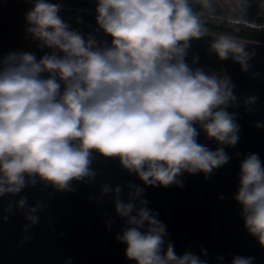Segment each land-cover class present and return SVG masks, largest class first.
<instances>
[{
  "label": "clouds",
  "instance_id": "obj_1",
  "mask_svg": "<svg viewBox=\"0 0 264 264\" xmlns=\"http://www.w3.org/2000/svg\"><path fill=\"white\" fill-rule=\"evenodd\" d=\"M216 3L96 0V24L111 37L109 45L72 29L59 15L61 4L32 0L26 32L37 48L50 51L39 59L21 52L0 60V197L18 194L37 180L58 191H71L73 181L90 183L97 175L91 167L94 153L118 159L153 187H183L182 173L207 178L227 164L224 147H234L240 131L236 113L228 111L237 105L235 86L223 72L193 68L186 60L191 41L209 36L206 19ZM246 5L247 0H235L231 11L243 15ZM259 7L264 10V2ZM245 45L220 34L209 51L221 61L231 57L247 71L254 53ZM197 63L194 56L192 64ZM255 101L248 97L244 104ZM199 131L221 147L210 150L198 143ZM129 189L125 200L121 186H101V196H115V212L125 221L116 239L126 245L127 259L207 264L190 251L177 255L166 243V226L141 199L143 189ZM234 198L245 228L264 247V166L258 154L241 161ZM16 206L26 209L27 231L38 222L41 205L28 207L21 198ZM231 264H252V258L235 256Z\"/></svg>",
  "mask_w": 264,
  "mask_h": 264
},
{
  "label": "water",
  "instance_id": "obj_2",
  "mask_svg": "<svg viewBox=\"0 0 264 264\" xmlns=\"http://www.w3.org/2000/svg\"><path fill=\"white\" fill-rule=\"evenodd\" d=\"M31 8L32 0H0V60L9 53L21 52L33 53L39 59L50 51L37 48V42L26 32L25 17ZM59 15L72 29L110 45L111 37L99 30L92 16L65 8ZM215 37L209 34L191 41L186 60L193 68L223 72L235 86L237 105L228 111L236 113L240 131L237 144L224 147L229 162L207 178L204 173H182L179 180L183 187H153L125 170L118 159L94 153L91 167L97 175L90 183L73 181L71 191H58L37 180L18 194L0 197V264H136L126 258V245L116 239L126 225L115 212V196H101L104 184L113 189L121 186V198L125 200L129 185L141 187V199L148 201L147 207L166 226V243L173 244L177 255L190 251L207 264H231L235 256L251 257L252 264H264V247L245 228L241 205L234 198L241 161L254 153L264 166V126L256 127L257 123L264 125V44L241 40L246 43V51L254 53L248 70L243 71L231 57L221 61L209 51ZM194 56L198 57L197 64H192ZM248 97H256V101L246 107ZM197 141L210 150L221 147L203 131H199ZM21 198H26L28 207L41 205L35 213L38 222L27 231L26 209L16 206ZM9 208L11 211H7ZM202 250L207 254L201 255Z\"/></svg>",
  "mask_w": 264,
  "mask_h": 264
},
{
  "label": "flooded vegetation",
  "instance_id": "obj_3",
  "mask_svg": "<svg viewBox=\"0 0 264 264\" xmlns=\"http://www.w3.org/2000/svg\"><path fill=\"white\" fill-rule=\"evenodd\" d=\"M67 5L62 8L69 9L72 12L84 13L92 16L96 20V0H63ZM264 0H247L246 11L244 14L231 11L235 6V0H217L215 16H209L206 19V26H211L226 30L232 35L241 37H250L256 40H264V10L259 5ZM198 10V8L196 9ZM82 15V14H81ZM230 17V19L222 18ZM238 30L237 33H231L230 30Z\"/></svg>",
  "mask_w": 264,
  "mask_h": 264
},
{
  "label": "built area",
  "instance_id": "obj_4",
  "mask_svg": "<svg viewBox=\"0 0 264 264\" xmlns=\"http://www.w3.org/2000/svg\"><path fill=\"white\" fill-rule=\"evenodd\" d=\"M49 2L59 3L62 6H66L67 5L63 0H49ZM206 27L209 29V34L210 35L218 36L220 34H228V35H231V36H233V37H235L237 39H240V40H246V41L257 42V43L264 44V40L261 41V40L252 39L250 37L236 36V35L230 34L229 32H227L226 30H223V29H219V28H215V27H211V26H206Z\"/></svg>",
  "mask_w": 264,
  "mask_h": 264
},
{
  "label": "trees",
  "instance_id": "obj_5",
  "mask_svg": "<svg viewBox=\"0 0 264 264\" xmlns=\"http://www.w3.org/2000/svg\"><path fill=\"white\" fill-rule=\"evenodd\" d=\"M230 32H231V33H237L238 30L236 31L235 29H231Z\"/></svg>",
  "mask_w": 264,
  "mask_h": 264
}]
</instances>
